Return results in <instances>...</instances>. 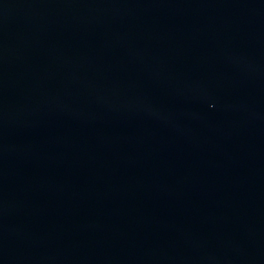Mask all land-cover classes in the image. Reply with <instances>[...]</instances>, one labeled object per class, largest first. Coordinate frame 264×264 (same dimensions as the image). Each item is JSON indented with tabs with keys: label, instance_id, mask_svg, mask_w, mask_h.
I'll use <instances>...</instances> for the list:
<instances>
[{
	"label": "water",
	"instance_id": "water-1",
	"mask_svg": "<svg viewBox=\"0 0 264 264\" xmlns=\"http://www.w3.org/2000/svg\"><path fill=\"white\" fill-rule=\"evenodd\" d=\"M0 264H264V0H0Z\"/></svg>",
	"mask_w": 264,
	"mask_h": 264
}]
</instances>
